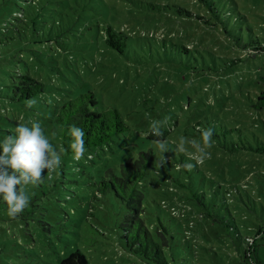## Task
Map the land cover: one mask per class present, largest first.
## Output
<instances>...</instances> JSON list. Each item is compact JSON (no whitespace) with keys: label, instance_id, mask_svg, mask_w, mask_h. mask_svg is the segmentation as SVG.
<instances>
[{"label":"rangeland","instance_id":"rangeland-1","mask_svg":"<svg viewBox=\"0 0 264 264\" xmlns=\"http://www.w3.org/2000/svg\"><path fill=\"white\" fill-rule=\"evenodd\" d=\"M172 2L195 10L192 0ZM233 2L254 14L250 21L253 32L264 36L258 28L261 24L264 28V0ZM20 3L24 20L29 22L33 13ZM33 8L38 11L35 25L20 29L16 47L19 61L6 65L12 73H28L44 84V102L38 104L34 99L29 109L24 101H14L10 91L2 94L1 87L9 76L2 73L7 71L1 62L0 131L15 132L18 124L31 127L32 121L41 125L51 106L87 88L93 90L100 110L115 107L120 112L133 136L149 131L151 121L167 119L163 128L173 127V136L186 133L184 143L193 153L191 140L202 143L198 129L212 126L219 138L211 139V147L206 148L210 155L196 167L192 181L193 192L203 193L199 203L188 199L187 207L174 195L161 196L162 208L176 220L182 219L183 227V219L195 218L191 223L186 221L191 250L180 241L182 230L173 219L169 221L181 242L176 243V256L181 264H264V155L253 150L264 143V110L254 107L256 94L264 90V53L245 57L247 52L242 54L237 47L240 32L227 36L197 27L187 33L171 24L172 12L168 10L166 15L150 16L141 6L118 8L114 0H37ZM79 9L85 12L76 24ZM232 16L228 19L231 23ZM6 19H11L10 12L0 14V40ZM74 22L73 31L68 32ZM120 25L135 38H166L176 47L169 43L157 49L151 40L152 56L117 57L103 47L99 33L103 34L107 26ZM181 45L188 46L189 51H181ZM232 143L252 150L234 151ZM120 157L121 151H116L109 158ZM97 166L100 164L88 168ZM71 178L79 181L66 184L71 198L65 200L58 194L62 200L58 203H48L46 197L39 201L47 210L46 219L55 224L52 228H43L46 222H37L35 215L28 220L4 217L0 223V264H58L76 250L89 264H151L127 249L116 230L101 222L100 201L92 197L95 187H87L78 177ZM161 187L166 193L179 192L168 185ZM246 237L255 239L251 259L244 258Z\"/></svg>","mask_w":264,"mask_h":264},{"label":"trees","instance_id":"trees-1","mask_svg":"<svg viewBox=\"0 0 264 264\" xmlns=\"http://www.w3.org/2000/svg\"><path fill=\"white\" fill-rule=\"evenodd\" d=\"M36 1L0 0V14L10 12L11 16V19H6L2 25L4 37L0 40V63H4L2 66L7 71L2 70V73L9 76L1 87L3 89L1 93L9 94L10 91L14 101H24L25 107L29 101L34 99L38 104L43 103L42 94L46 91V87L28 73H12L6 64L19 61L16 47L19 42L20 29H25L30 23L35 25L38 11H34L33 7ZM161 1H166V3ZM172 1L114 0L118 8L134 9L141 6L150 16L161 12L166 15L167 10L171 11V24L173 25L174 22L176 26L187 33H189L188 30L197 27L207 28L219 34L224 33L227 36L230 32H240L241 35L236 36L237 47L242 50V54L247 52L245 57L251 56L252 53L254 55L264 53V36L262 38L257 35V32H253L250 22L253 21L251 16L254 14L246 13L245 8L239 7L238 3L233 2V0H192L191 4L194 5V11L185 7L184 4ZM20 2H24L30 12L33 13L29 22L24 20V9H20ZM83 12L85 11L82 9L78 10L76 24L82 18ZM129 14L130 17L133 16L132 13ZM231 16L233 17L232 23L228 20ZM261 18L264 20V16ZM177 20L180 21L177 22ZM74 25L75 22L71 27H68L67 31H73ZM121 25L117 28L107 26L103 30V34L99 33L103 38V47L117 57L133 55L137 58L140 54H143L144 57L147 54L152 56L153 45L151 40L155 41L157 49H161L170 43L168 42L169 39L160 37L142 36L135 38L131 31H124ZM237 25L238 27H236ZM244 25L247 27L246 30H244ZM262 25H258V28L264 34ZM194 35L198 40L201 39L196 33ZM170 46L176 47L173 43H170ZM59 47L61 48V45ZM179 49L183 52L189 51L188 46L185 45H181ZM238 61L242 60H235L232 63ZM135 62H139V60L137 59ZM67 99L51 106L49 115L45 116L46 122L40 125L46 138L61 155V165L53 172L48 170L44 172L41 181L36 186H23L29 195V204L18 217L28 220L35 215L37 222H46L43 223V228L45 226L52 228L55 224H51L46 219L47 214L45 212L47 210L41 208L39 201L46 197L48 203H58L62 201L57 198L58 194H61V198L64 197L65 200L71 198L72 195H68L71 191L66 184L79 183L78 180L71 178L78 177L84 182L82 184L87 187H95L92 190V197L96 201H100L98 211L101 222L108 229L114 228L116 230L118 238L125 243L127 249L134 250L145 263L181 264L176 256L179 249L176 243H185L188 250H191L188 222L191 223L193 218L190 217L192 218L190 220L188 218L183 219V227L180 223L182 219L176 220L177 218H174L168 209L162 208L160 201L161 196L170 194L179 200L180 205L189 207L188 199L199 203V198L203 196L202 192L200 194L194 193L195 185L192 186L194 172H197L196 167L198 165L191 171L180 167L186 162L195 164V161L189 159V154L192 152L187 149L185 143V151L178 150L181 138H186L187 134L182 133V135L175 134L173 136V127L163 128V140L166 141L169 150L161 153L158 146L153 142L154 137L146 135L150 130L141 136L129 134L130 128L123 120L120 112L115 107L100 110L98 101L90 88H87L84 93ZM254 107L257 110H264V90L256 94ZM71 125L83 128L86 133V152L79 161L74 160L73 151L69 147L72 137L68 135V129ZM43 126H45L44 129ZM207 128L213 130L212 138H219L212 126ZM1 131L0 142L15 133L14 129ZM113 145H115V149ZM232 146L234 151L252 150L250 146L240 148L233 143ZM253 150L264 155V143L261 142ZM116 151H121V157L119 160L112 161L109 157L114 156ZM89 156L92 158L89 159ZM164 157H167L168 162L160 167L159 161ZM97 164L100 166L95 169L88 168ZM198 173L202 175L200 171ZM163 185L174 187L179 192L166 193L164 192L165 188L162 189L161 187ZM74 194L76 195V193ZM63 214L66 215V212L64 211ZM89 214H91V209H89ZM206 214L211 217L208 212ZM6 216H8L7 204L0 198V223L5 221L4 217ZM171 219L177 224V228L182 230L181 242L175 237V231L169 226ZM162 221H166L168 224H164ZM244 242L247 246L244 250V258L251 259L255 254V249H253L255 239L246 237ZM58 264H89V262L82 252L76 250L71 252L68 257L60 259Z\"/></svg>","mask_w":264,"mask_h":264},{"label":"clouds","instance_id":"clouds-1","mask_svg":"<svg viewBox=\"0 0 264 264\" xmlns=\"http://www.w3.org/2000/svg\"><path fill=\"white\" fill-rule=\"evenodd\" d=\"M33 103L34 101H29L27 107L30 108ZM30 123L31 127L18 124L15 133L0 142V198L6 202L7 214L11 219L18 218L29 204V195L23 186H36L45 170L53 172L61 165V155L46 138L39 122ZM166 123L167 119L151 121L150 131L146 134L154 137L153 142L161 153L169 150L166 141L163 140V126ZM198 132L202 143L196 139L191 140L195 152L189 154V159L195 161V164L186 162L180 165L189 171L202 164L210 155L206 148L211 147L213 130L198 129ZM68 135L72 137L69 147L73 151V158L79 161L86 152V133L83 128L71 125ZM178 150L185 151L184 138H181ZM91 158L89 156V159ZM167 162V157H164L159 161V166L163 167Z\"/></svg>","mask_w":264,"mask_h":264}]
</instances>
